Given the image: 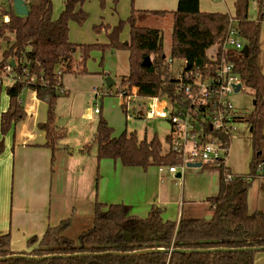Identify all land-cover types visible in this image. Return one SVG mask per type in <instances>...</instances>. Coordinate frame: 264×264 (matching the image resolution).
<instances>
[{"label":"trees","instance_id":"obj_1","mask_svg":"<svg viewBox=\"0 0 264 264\" xmlns=\"http://www.w3.org/2000/svg\"><path fill=\"white\" fill-rule=\"evenodd\" d=\"M87 0H65L64 8L57 18L53 17L52 0H27V15L15 12L13 0H2L0 6V40L7 43L0 58V66L14 60L15 70L21 80L2 88L9 98L8 108L0 111V155L5 149V136L13 127L25 119L22 95L26 89L36 91L38 99L48 105L47 119L38 127L46 132L45 146L51 149V164L56 151L72 149L62 142L65 128L56 124L55 107L57 97L66 94L63 75L69 72L84 73L86 61L93 50L126 49L129 52L130 69L122 78L121 85L127 88L139 86L140 94L154 93L174 96L177 79L171 75L173 60H186L190 68L212 73L219 58V44L228 33L229 13L200 10V0H178L172 12V40L169 56L164 50L162 29L141 22L148 16L165 15V10H137L132 8L126 18L117 24L95 26L106 31V42L75 43L70 40V22L83 24L89 13L83 8ZM250 0L234 2L235 17L248 55L231 51L245 86L253 90L255 106L246 117L250 123L253 154L249 172L234 173L227 165L215 167L219 174V190L207 199L211 219L182 214L178 221L163 220L162 210L153 206L146 217L130 214L125 204H103L96 200L92 226L84 230L76 241L65 234L70 218L56 226H49L41 237L29 239V251L14 252L10 234H0V257L13 254L30 256L65 255L77 253L134 252L146 249H211L250 248L264 246V213L251 211L249 191L254 180L264 176L262 147L264 144V73L259 66L260 22L263 21L260 3L259 21L248 18ZM8 16V21L4 17ZM129 28V37L123 40L124 29ZM80 53V58L75 53ZM146 56L152 62L146 67L142 63ZM32 77L35 79L32 80ZM96 148V158L119 160L125 167L169 166L178 162L177 157L164 149L157 135L151 139L139 138L136 131L114 134L107 119L99 115L92 139L80 149L81 154H90ZM210 168L209 166H203ZM36 245V246H35ZM257 252L251 250L213 251L190 253H142L138 255L105 254L102 256H78L70 258H46L32 260L10 258L0 264H255Z\"/></svg>","mask_w":264,"mask_h":264},{"label":"rangeland","instance_id":"obj_2","mask_svg":"<svg viewBox=\"0 0 264 264\" xmlns=\"http://www.w3.org/2000/svg\"><path fill=\"white\" fill-rule=\"evenodd\" d=\"M236 0H200V6L202 10L208 12H226L229 15H235L234 2ZM2 2V1H1ZM55 8L60 6L61 0H55ZM166 9L175 8V0H166L163 4ZM159 0H90L86 4V9L89 13L87 20L83 24L74 23L70 31V37L77 43H94V42H105L107 41L106 31L104 27L97 31L95 26L106 23H101L100 21L110 22L112 25L117 23L119 18H126L132 8H151V9H162L163 6ZM172 6V7H170ZM159 7V8H153ZM259 11L260 3L257 0L249 1L248 18L252 21H259ZM100 22V23H99ZM161 24L162 31L164 33V50L166 55L169 56L172 40V21L170 18H161L159 16H153V18L148 23V26H158ZM109 25V24H108ZM129 28L124 29L122 38L128 35ZM260 54H259V66L264 73V21L260 22ZM243 41L245 39L243 38ZM245 43V42H244ZM246 44V43H245ZM7 43L0 40V56L3 50L6 48ZM75 57L80 58V53L76 52ZM183 60H173L170 64V71L173 77H178L180 72L183 70ZM130 69L129 63V52L126 49L118 50H106L102 52L99 49H95L91 52L90 57L86 61V70L84 73H73L69 72L63 75L62 82L63 88L67 91L66 94H59L57 97V103L55 107V112L57 116L56 124L60 128H65L66 135L63 137L62 142L65 144L69 143V147H75V145L80 142L83 138L89 136V141L91 140L92 134L95 132L97 127V121L99 115L104 116L108 123L114 128V134L119 135L121 132L127 130L136 131L139 138L151 139L154 135H157L161 140L164 149L167 148L166 137L168 135V130L162 127L161 120L157 118L146 119L145 116L138 115V101L129 102L128 106L122 104V97L120 91L125 87L121 85L122 78L127 76ZM110 78L114 81L111 87L107 86L106 80ZM96 89L100 90L98 96H96ZM26 89L25 94L22 95L23 104L28 105V95ZM254 93L253 90L245 86L241 91L235 93L231 97L232 103L237 107L240 115L243 117L242 121L238 122V130L235 132L230 145V151L228 156V161L226 165H229L233 171L237 172H249V163L252 158L253 148L251 141L250 123L246 120L251 112L254 110ZM9 98L5 91L0 94V110H6L8 106ZM99 105L100 113L93 114L91 117L86 116L87 109H94ZM142 106L144 110L147 108V103L142 100ZM127 108H129V113L134 117L132 119L127 118ZM11 131H9L10 133ZM264 133V124H263ZM72 146V147H71ZM263 157H264V144L262 147ZM66 150L64 148H59L56 151L54 168L57 169L56 178L59 177V165L61 163V156L66 155ZM91 154V155H90ZM90 154L86 157L91 159L94 165V171L97 173L98 184L103 185L102 191H109L112 187L111 180L113 177V171L109 169H103L105 165H101L102 171L99 167L97 168V158H96V148L94 147ZM57 156V160H56ZM93 158V160H92ZM106 161H111V165H114L115 161L112 159H104ZM101 160L99 162H103ZM98 162V163H99ZM119 163V161L117 160ZM158 166H150L147 171H143L139 168L140 173L145 175L156 169ZM205 167H187L182 173L181 177H176L174 174V179H177L178 188L174 191L169 185L172 195L176 196V205L172 203L171 211L173 216L177 218L181 210V200H183V188L186 185L187 191H189L190 200H195L197 203L201 202L202 206H194V203L184 204V213L193 215L194 211L198 208L200 212L197 216L205 217L209 215V203L206 201L207 196L211 192L217 191L218 184V170L214 165ZM159 169V167H158ZM163 169H167L164 167ZM110 171V175H108ZM264 173V164L261 170ZM101 174V176H100ZM112 176V177H111ZM263 177V176H262ZM259 177L253 181L252 186L249 191V207L251 211L255 210V203L258 197V192L262 189L261 178ZM106 182V186H105ZM132 183V182H128ZM55 188L56 185L54 184ZM65 188V180L60 178L58 181V188ZM108 187V190H107ZM182 195V196H181ZM106 196H109L108 194ZM111 197V196H109ZM185 199L188 197L185 195ZM76 210L78 213L75 215ZM90 210H84L83 207L79 205L76 206L75 211L72 213L71 226L66 230L65 234L76 241L79 235L86 229L92 226L93 219L90 223L86 224L87 214ZM143 214V213H142ZM84 220V221H81Z\"/></svg>","mask_w":264,"mask_h":264},{"label":"crops","instance_id":"obj_3","mask_svg":"<svg viewBox=\"0 0 264 264\" xmlns=\"http://www.w3.org/2000/svg\"><path fill=\"white\" fill-rule=\"evenodd\" d=\"M54 1L52 0L53 17L57 18L64 8L65 0H61V8L60 6L55 8ZM89 1L87 0L83 4V8L86 11V4ZM159 1L162 5L166 2V0ZM175 5V8L170 6L172 7L170 9H166L164 5L162 9H135L165 10L167 14L158 16L161 18H170L173 21L172 12L177 9L178 0H175ZM200 10L205 11L201 9V6ZM152 18L153 16L144 18L141 24L148 25ZM100 22L109 24L110 26L115 25V23L112 25L110 22ZM74 23L73 21L70 22V31ZM160 26L161 24L155 27L162 29ZM127 39L128 35L123 37V40ZM70 40L77 43L71 37ZM25 92L26 90L23 94ZM27 92L28 105H24L27 116L18 122L10 130L11 132L5 136V149L0 155V234H10L11 249L14 252L29 251L34 247L28 245L29 239L41 237L49 226H56L62 220L72 218V213L78 205L83 207V211L85 209L90 210L86 218V224H89L94 217L96 200L106 205L120 203L128 205L130 214L141 217H146L153 206H158L162 210V217L165 221H178L181 215L185 214V201L188 203L192 202L194 206L196 205L199 208L202 206L201 202L197 203L195 200H190L189 191H187L185 185L182 192L183 200H181V210L179 216L175 218L171 211L172 203L174 205L177 204L176 196L171 194L173 190L177 191L178 189L176 187L178 181L174 179V174L168 169H160V167L158 169L157 167L149 173L142 175L139 171L140 167H125L119 160V163L117 160H114V165H111V161L103 159L104 161L102 163H98L97 160L99 173L100 169L102 171L101 165H105L103 169L114 170L113 177L111 176L112 187L109 188L107 193L106 190L102 191L101 188L103 185L98 184L97 173L95 176V173L92 172V169L94 171V165L91 159H88L86 157L87 155L79 152V149L89 141L90 138L89 136L87 137L89 134L86 135V138L82 137V140L75 147L71 146L74 148L72 149V153H68L67 151L65 156H61V163L59 165L60 175L55 180L58 168L56 167L55 169L54 167L56 165L53 164L52 166L51 164L52 151L45 146L46 132L38 127L40 122H44L47 119L48 105L46 102L37 98L36 91L29 89ZM93 114L94 111L90 108L87 109L86 116L91 117ZM94 133L91 137H93ZM232 172L246 173L235 172L233 170ZM108 175H110V171ZM176 177L181 176L175 174ZM60 178L65 180L64 189H61L60 186L58 188ZM260 180L262 189L258 192L259 198L256 200L255 210L264 213V176ZM167 183L174 185L171 186L173 190H170ZM218 190L219 174L217 191L211 192L209 195L204 194L203 197L207 196L208 199L216 195ZM107 194L111 197L106 196ZM185 195L188 197L187 200L185 199ZM199 208L194 211L193 215H187L197 216L198 213L195 212H200L198 211L200 210ZM77 213L78 211L76 210L75 215ZM255 264H264V251L256 253Z\"/></svg>","mask_w":264,"mask_h":264},{"label":"built area","instance_id":"obj_4","mask_svg":"<svg viewBox=\"0 0 264 264\" xmlns=\"http://www.w3.org/2000/svg\"><path fill=\"white\" fill-rule=\"evenodd\" d=\"M261 10L264 17V1ZM8 19V16L4 17L5 21ZM244 42L238 20L235 15H230L228 33L219 44L220 55L212 73L204 72L207 69L188 68V62L184 60L183 70L175 77L178 88L174 96L154 93L152 90L140 94L139 86L124 88L119 92L125 106L140 99L139 116H145L146 119L157 118L161 120V124H169L165 128L169 132L166 137V150L171 151L178 159L176 164L166 166L171 173L181 174L189 164L195 163H201L202 167L227 164L231 140L238 130L237 123L243 119L231 97L244 87L236 62L230 59L229 53L241 51L246 45ZM19 80L21 76L11 62L0 66L2 88ZM238 85L240 87L237 90ZM99 92L96 89V96ZM142 100L147 103L145 110ZM96 105L94 113L97 114L100 113V108ZM126 111L127 118L132 119L134 116L129 113V108ZM159 167L163 169L165 166Z\"/></svg>","mask_w":264,"mask_h":264},{"label":"water","instance_id":"obj_5","mask_svg":"<svg viewBox=\"0 0 264 264\" xmlns=\"http://www.w3.org/2000/svg\"><path fill=\"white\" fill-rule=\"evenodd\" d=\"M13 5H14V9L15 12L19 15H27L29 13V9L28 6L26 4L25 0H13ZM241 52L244 55H248L249 52V46L246 44L244 45L243 49L241 50ZM152 62V58L151 56H146L144 61H143V65L148 67L150 66ZM11 64L13 66H15V61L11 60ZM187 67H190V63L187 64ZM107 86L111 87L114 84V81L110 78H107L106 80ZM240 85L237 86V90L239 89ZM256 103V101L254 100V104ZM162 127L164 128H168L169 124L168 123H162L161 124ZM189 167H193V168H197V167H202L201 163H195V164H189ZM177 176H181L180 173L177 174ZM211 215H206L205 219H211ZM235 251V250H251V251H255V252H259V251H264V246H256V247H250V248H237V249H233V248H211V249H197V250H191V249H181V248H177V249H165V248H159V249H146V250H140V251H134V252H105V253H77V254H65V255H48V256H30V255H24V254H13V255H9L7 257H0V260H5V259H10V258H27V259H32V260H44L46 258H55V257H62V258H70V257H78V256H102L105 254H115V255H138V254H142V253H152V252H162V253H173V252H182V253H190L193 251H197V252H213V251Z\"/></svg>","mask_w":264,"mask_h":264},{"label":"bare ground","instance_id":"obj_6","mask_svg":"<svg viewBox=\"0 0 264 264\" xmlns=\"http://www.w3.org/2000/svg\"><path fill=\"white\" fill-rule=\"evenodd\" d=\"M183 64H184V61H183Z\"/></svg>","mask_w":264,"mask_h":264}]
</instances>
